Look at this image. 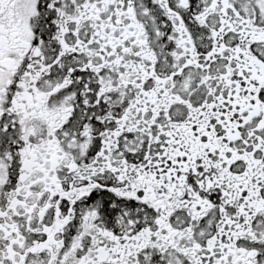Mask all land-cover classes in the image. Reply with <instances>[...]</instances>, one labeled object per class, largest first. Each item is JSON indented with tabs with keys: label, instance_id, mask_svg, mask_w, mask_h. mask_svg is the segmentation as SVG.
<instances>
[{
	"label": "snow or ice",
	"instance_id": "6c2138e0",
	"mask_svg": "<svg viewBox=\"0 0 264 264\" xmlns=\"http://www.w3.org/2000/svg\"><path fill=\"white\" fill-rule=\"evenodd\" d=\"M0 264H264V0H0Z\"/></svg>",
	"mask_w": 264,
	"mask_h": 264
}]
</instances>
